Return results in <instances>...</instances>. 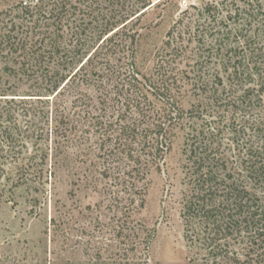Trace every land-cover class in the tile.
Here are the masks:
<instances>
[{"label":"trees","instance_id":"16d2710c","mask_svg":"<svg viewBox=\"0 0 264 264\" xmlns=\"http://www.w3.org/2000/svg\"><path fill=\"white\" fill-rule=\"evenodd\" d=\"M203 1L180 13L149 72L136 58L147 0H18L0 11L2 166L50 160L55 171L76 157L86 187L109 180L114 241L132 252L144 231L133 214L180 131L186 238L212 249L264 238V0H222V17L218 1ZM230 115L244 124L223 143ZM33 140L40 153L28 154Z\"/></svg>","mask_w":264,"mask_h":264},{"label":"rangeland","instance_id":"374dc122","mask_svg":"<svg viewBox=\"0 0 264 264\" xmlns=\"http://www.w3.org/2000/svg\"><path fill=\"white\" fill-rule=\"evenodd\" d=\"M17 1L0 0V11L11 8ZM147 1L151 5L138 25L141 36L136 56L144 72L153 69L156 53L180 13L185 9L196 13L193 5L200 8L204 2ZM216 1L220 7L216 15L222 17V0ZM22 119L24 126L26 120ZM243 124L240 120L234 123L231 115L225 119L223 143L234 137L229 130L242 129ZM249 133L243 132L241 137L249 139ZM186 138L187 132L178 133L162 169L150 175L145 205L132 217L134 225L144 226L136 240L140 244L135 252L114 241L113 224L118 220L106 193L109 180L96 181V188L86 187L82 177L88 166L76 157L55 171L49 160L38 165L34 162L22 172L13 165L3 167L1 159L0 264H144L146 255L148 264H264V238H256L251 245L242 243L237 236L215 249L186 238L183 213L190 193L184 167ZM37 149L33 140L27 153H40ZM151 232L153 238L146 253L143 243Z\"/></svg>","mask_w":264,"mask_h":264}]
</instances>
